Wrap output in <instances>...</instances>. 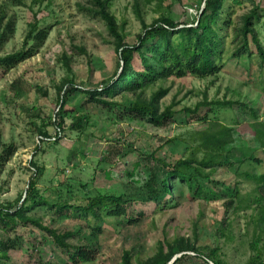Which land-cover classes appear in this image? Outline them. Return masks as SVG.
I'll use <instances>...</instances> for the list:
<instances>
[{
	"label": "rangeland",
	"instance_id": "374dc122",
	"mask_svg": "<svg viewBox=\"0 0 264 264\" xmlns=\"http://www.w3.org/2000/svg\"><path fill=\"white\" fill-rule=\"evenodd\" d=\"M20 1L0 0V31L9 20L15 22L0 57L36 52L6 74L0 69V156L9 145L15 149L7 163L0 161V209L13 212L21 204L33 162L41 170L34 180L38 199L54 207H76L100 195L122 196L127 216L138 223L28 205L27 217L59 234L71 233V248L60 249L31 224L16 221L10 230L0 224V264H74L72 254L83 246L98 254L80 264H122L125 254L131 264H264V186L253 179L264 175V152L253 133L264 121V64L250 36L252 54L232 57L243 41L244 18L253 12L251 25L264 49V0H242L231 8L219 74L170 78L136 92L102 95L116 105L111 109L96 106L84 93L103 89L121 70L115 39L94 14V0ZM102 1L128 45L162 17L195 23L206 4ZM34 24L48 30L39 47L27 39ZM69 82L81 90H70ZM64 89L70 92L63 138L40 143V132L55 135L51 119ZM159 90L166 91L156 103L159 111L173 106L175 112L166 126L154 127L125 110L136 101L150 103ZM198 105L196 113L186 111ZM223 129L231 137L220 149L214 139ZM182 161L188 163L182 168L188 183L174 185L177 196L166 208L148 202L151 176L162 171V164ZM209 161L212 165L204 167ZM7 239L9 249L3 247Z\"/></svg>",
	"mask_w": 264,
	"mask_h": 264
},
{
	"label": "trees",
	"instance_id": "16d2710c",
	"mask_svg": "<svg viewBox=\"0 0 264 264\" xmlns=\"http://www.w3.org/2000/svg\"><path fill=\"white\" fill-rule=\"evenodd\" d=\"M227 0H206L205 7L200 10L197 20L193 24H179L170 18L162 17L151 26H144L143 32L137 37L135 45H128L118 32L115 19L109 13L105 1L94 0L96 11L94 14L103 20L110 35L116 42V54L121 64V70L115 75L111 83L100 90H87L84 93L89 100L96 106L104 109H111L116 105L102 98L104 96H112L116 91L128 90L139 91L146 86H150L157 81L167 80L170 78L181 79L188 75L207 78L217 75L222 70V58L224 55V47L226 42L223 40L224 33L230 27L231 8L242 4V0H230L231 4L225 7ZM21 5L20 0H14ZM255 13H251L244 18L241 36L243 41L240 47L235 48L232 53L233 58L251 55L249 49L248 36L251 37L255 46L258 57L264 64V49L256 37L255 31L251 25ZM15 29V22L9 20L4 28L0 31V51L3 46L12 38ZM48 37V30L39 29L36 24L31 26L27 39L33 41L37 47L43 44ZM35 50H22L16 53L0 57V69L2 74L8 73L17 67L21 62L31 58L35 54ZM138 63L137 69L135 64ZM70 90H81L74 83L69 82ZM62 96L58 101V107L54 111L51 125L55 128V135L51 137L46 132H40V143L59 141L63 138V116L67 113L64 106L67 101L69 89L62 91ZM166 94V91L159 90L153 95L150 103L144 101H136L134 104L125 108L134 118L144 120L150 125L162 128L172 121L175 116L173 106L167 107L160 112L156 103ZM223 105L229 106L230 103ZM201 105H198L194 111L186 110L189 113H196ZM254 113V112H253ZM254 136L258 139L264 152V121H260L255 125L253 130ZM231 137L229 129H223L219 137L214 139L215 145L222 148L228 143ZM39 150V146L36 151ZM15 149L13 145H9L3 150L0 156L2 164L7 163L14 155ZM188 165L187 162H178L172 167L162 164V171L151 176L147 184L148 202H154L162 205V208L168 207L173 201L177 193L174 192V185L178 183H188L182 168ZM211 161L204 163L203 166L209 168ZM33 175L28 183L25 196L21 200V204L16 207L15 211L0 209V224L3 229H12L16 226V221L27 226L29 224L39 228L47 233L53 242L63 250L70 249L68 240L72 238L71 233L59 234L55 230L44 227L39 221H36L26 215L28 205L32 207L50 206L56 209L58 214L78 213L82 215H92L94 218H100L101 213L105 216L126 219L129 225L138 223V219H131L127 216L128 203L122 196H105L100 195L94 198H88L83 205L80 206H53L49 205L45 200L38 199V191L36 189L35 178L40 174L41 170L31 162ZM259 186H264V175L253 177ZM200 195V190L198 192ZM264 216V215H263ZM99 232V229H96ZM9 239L3 243L5 249L11 248ZM97 250L88 246L75 248L72 254V262L74 264L92 262L97 257ZM122 264H131V257L125 254Z\"/></svg>",
	"mask_w": 264,
	"mask_h": 264
}]
</instances>
